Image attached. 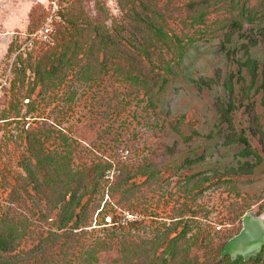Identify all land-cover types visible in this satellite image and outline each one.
<instances>
[{
	"label": "rangeland",
	"instance_id": "1",
	"mask_svg": "<svg viewBox=\"0 0 264 264\" xmlns=\"http://www.w3.org/2000/svg\"><path fill=\"white\" fill-rule=\"evenodd\" d=\"M48 13L0 0V264H230L245 214H264V90L245 63L264 65V0H61L51 43L34 35ZM80 181L99 185L59 229ZM124 211L138 223H107Z\"/></svg>",
	"mask_w": 264,
	"mask_h": 264
},
{
	"label": "trees",
	"instance_id": "2",
	"mask_svg": "<svg viewBox=\"0 0 264 264\" xmlns=\"http://www.w3.org/2000/svg\"><path fill=\"white\" fill-rule=\"evenodd\" d=\"M146 22V21H145ZM238 26L241 27V23L237 22ZM252 43H255V40H250ZM245 63L248 65L250 68L251 76H252V83L255 84L258 80H260V85L259 87L264 90V65L262 69L260 70V65L259 62L255 59H250L247 58ZM227 87L229 88V92L233 93V84H232V78L229 77L226 82ZM236 107V104L233 100H229L228 102H224L221 104L220 108V113H221V118L223 121H226L229 123V125L232 124V111ZM26 141H27V150L29 151V154L26 155L22 162L25 163V169L32 175L33 171L30 170L29 166L31 165V155L35 153L37 155L38 149L36 148L37 145L40 144V140H36L34 138V134L30 133L29 131L26 133ZM240 140L244 142L247 146L248 140L246 137L241 136ZM258 165V162L255 164H252L250 162H246L243 165L240 166L238 170H233L234 173H241V174H250L253 172L255 166ZM107 168L105 167L101 174L106 170ZM228 173V172H227ZM232 173V172H229ZM103 175V174H102ZM33 183L37 186H40V181L37 177L33 179ZM99 185V184H98ZM97 184H95L92 188H89L87 185L86 181H80L78 182V185L73 187L69 186L66 191H64L58 201L57 205L61 209V219L59 221V229H63L66 227V225L74 221L75 223H78L81 219V211L84 209L86 206V201L82 203L84 197L86 194H90L93 191H96ZM39 188V187H38ZM78 209V211H77ZM107 218V216H106ZM137 221L130 222L129 224H137ZM175 241V240H173ZM15 237H12L11 239H7L4 237H0V252H8V251H13L15 249ZM221 263L224 261L229 262L230 264H247V263H254V264H264V254L261 252L257 255L251 256L249 260H245L243 257H240L236 260L231 259L230 257H227L225 259L219 260Z\"/></svg>",
	"mask_w": 264,
	"mask_h": 264
},
{
	"label": "water",
	"instance_id": "3",
	"mask_svg": "<svg viewBox=\"0 0 264 264\" xmlns=\"http://www.w3.org/2000/svg\"><path fill=\"white\" fill-rule=\"evenodd\" d=\"M264 247V214L250 211L244 216L243 229L225 245L222 254H230L233 259H249L259 254Z\"/></svg>",
	"mask_w": 264,
	"mask_h": 264
},
{
	"label": "built area",
	"instance_id": "4",
	"mask_svg": "<svg viewBox=\"0 0 264 264\" xmlns=\"http://www.w3.org/2000/svg\"><path fill=\"white\" fill-rule=\"evenodd\" d=\"M61 0H48V11L46 21L43 26L34 35L39 34V38L44 42H52V34L54 31L53 21L59 17L58 11L60 9ZM107 223L119 226H126L130 222L137 221V214L131 211H124L121 216L113 220L112 216H107Z\"/></svg>",
	"mask_w": 264,
	"mask_h": 264
}]
</instances>
